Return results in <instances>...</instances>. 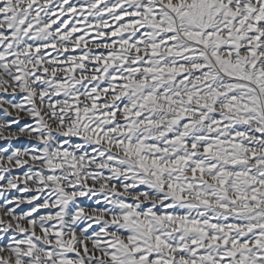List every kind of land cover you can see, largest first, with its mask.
Here are the masks:
<instances>
[{
	"label": "snow or ice",
	"instance_id": "obj_1",
	"mask_svg": "<svg viewBox=\"0 0 264 264\" xmlns=\"http://www.w3.org/2000/svg\"><path fill=\"white\" fill-rule=\"evenodd\" d=\"M0 264H264V0H0Z\"/></svg>",
	"mask_w": 264,
	"mask_h": 264
}]
</instances>
